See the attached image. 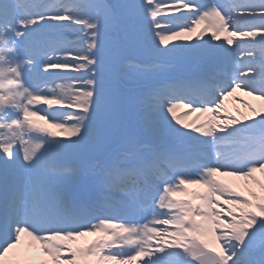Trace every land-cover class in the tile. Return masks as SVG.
<instances>
[{"label": "snow or ice", "instance_id": "obj_1", "mask_svg": "<svg viewBox=\"0 0 264 264\" xmlns=\"http://www.w3.org/2000/svg\"><path fill=\"white\" fill-rule=\"evenodd\" d=\"M239 92L264 100V0H0V264L25 237L40 264H264Z\"/></svg>", "mask_w": 264, "mask_h": 264}, {"label": "rangeland", "instance_id": "obj_2", "mask_svg": "<svg viewBox=\"0 0 264 264\" xmlns=\"http://www.w3.org/2000/svg\"><path fill=\"white\" fill-rule=\"evenodd\" d=\"M210 35V33L206 34ZM226 34L222 33L221 34V39L223 40L224 36ZM196 39L195 35H193L192 40L188 41L193 42ZM196 70V65L192 62H186L180 69L181 73L184 75H191L193 71ZM238 96L243 97V100H246L249 102L251 107H247L240 99L234 98V97H229L225 101V106L229 112H232L234 115L241 116V114L245 115H252L255 117V113L252 111L253 108L256 109V111L260 113H264V100H259L256 99L255 97L252 96H247L243 92H239ZM239 108V112L236 111V109ZM184 110L181 109L180 112H183ZM241 118H243L241 116ZM42 122V121H41ZM258 175V174H257ZM198 187L195 185H192L191 188ZM21 250H28L29 256L31 259L28 261V264H40V260L44 258V254L42 251H40L39 246L37 245L35 248L29 249V239L27 237L24 238L21 244Z\"/></svg>", "mask_w": 264, "mask_h": 264}, {"label": "bare ground", "instance_id": "obj_3", "mask_svg": "<svg viewBox=\"0 0 264 264\" xmlns=\"http://www.w3.org/2000/svg\"><path fill=\"white\" fill-rule=\"evenodd\" d=\"M197 115L200 116V120L197 121L198 123L202 122L204 119H206V116L204 117V114H197ZM258 175H260V174L258 173ZM262 178H264V177H262ZM222 179H225V180L233 183L236 186H242V183H243L242 181L236 180L235 178H231V177H222Z\"/></svg>", "mask_w": 264, "mask_h": 264}]
</instances>
